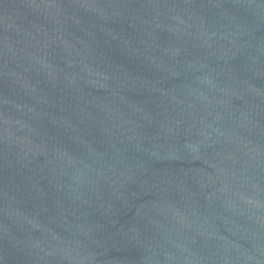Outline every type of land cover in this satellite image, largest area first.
<instances>
[{"label": "water", "instance_id": "1", "mask_svg": "<svg viewBox=\"0 0 264 264\" xmlns=\"http://www.w3.org/2000/svg\"><path fill=\"white\" fill-rule=\"evenodd\" d=\"M0 264H264V0H0Z\"/></svg>", "mask_w": 264, "mask_h": 264}]
</instances>
